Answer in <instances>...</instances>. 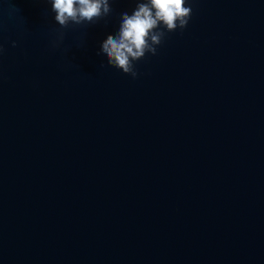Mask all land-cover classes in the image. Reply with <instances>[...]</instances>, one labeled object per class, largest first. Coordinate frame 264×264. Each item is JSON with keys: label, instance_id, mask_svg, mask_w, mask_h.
Instances as JSON below:
<instances>
[{"label": "water", "instance_id": "1", "mask_svg": "<svg viewBox=\"0 0 264 264\" xmlns=\"http://www.w3.org/2000/svg\"><path fill=\"white\" fill-rule=\"evenodd\" d=\"M136 3L0 0V264H264V0H185L133 78Z\"/></svg>", "mask_w": 264, "mask_h": 264}, {"label": "clouds", "instance_id": "2", "mask_svg": "<svg viewBox=\"0 0 264 264\" xmlns=\"http://www.w3.org/2000/svg\"><path fill=\"white\" fill-rule=\"evenodd\" d=\"M51 8L61 28L94 22L112 11L110 0H51ZM191 15L192 8L190 4L185 6V0H137L130 15L120 13L116 33L102 42L101 50L108 65L136 78L134 62L146 53L155 55L156 46L162 43L166 33L184 29Z\"/></svg>", "mask_w": 264, "mask_h": 264}]
</instances>
